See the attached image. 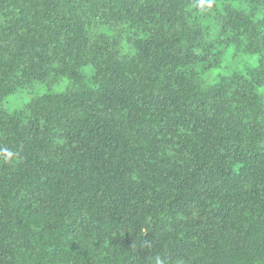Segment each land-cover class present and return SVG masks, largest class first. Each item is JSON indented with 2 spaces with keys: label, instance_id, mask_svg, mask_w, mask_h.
Segmentation results:
<instances>
[{
  "label": "trees",
  "instance_id": "16d2710c",
  "mask_svg": "<svg viewBox=\"0 0 264 264\" xmlns=\"http://www.w3.org/2000/svg\"><path fill=\"white\" fill-rule=\"evenodd\" d=\"M0 264H264V0H0Z\"/></svg>",
  "mask_w": 264,
  "mask_h": 264
},
{
  "label": "rangeland",
  "instance_id": "374dc122",
  "mask_svg": "<svg viewBox=\"0 0 264 264\" xmlns=\"http://www.w3.org/2000/svg\"><path fill=\"white\" fill-rule=\"evenodd\" d=\"M5 108H7V109H8V108L11 109V107H7V106H6Z\"/></svg>",
  "mask_w": 264,
  "mask_h": 264
}]
</instances>
